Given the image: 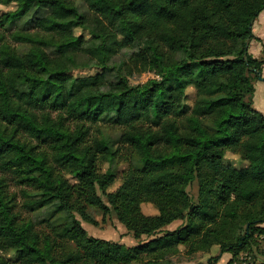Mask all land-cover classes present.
<instances>
[{
    "label": "trees",
    "instance_id": "16d2710c",
    "mask_svg": "<svg viewBox=\"0 0 264 264\" xmlns=\"http://www.w3.org/2000/svg\"><path fill=\"white\" fill-rule=\"evenodd\" d=\"M0 4L15 6L0 15V264H12L4 251L19 264H175L213 246L233 264L263 246L264 113L253 98L264 58L246 40L264 0ZM37 6L51 11L33 29H8ZM147 71L157 76L131 82ZM106 119L122 129L116 149ZM228 152L246 164L226 163ZM6 177L39 221L23 215ZM92 208L104 221L115 212L137 243L89 234L82 220L100 224Z\"/></svg>",
    "mask_w": 264,
    "mask_h": 264
},
{
    "label": "rangeland",
    "instance_id": "374dc122",
    "mask_svg": "<svg viewBox=\"0 0 264 264\" xmlns=\"http://www.w3.org/2000/svg\"><path fill=\"white\" fill-rule=\"evenodd\" d=\"M87 7H82L81 10L83 12H86ZM15 9L14 5H3L0 4V15L3 14L6 11ZM51 11L50 7L48 6H37L33 8L27 16H24L22 18L16 19L14 22L9 24L7 27L10 30H14L16 28H27V29H33L34 25V19L40 16H44L49 14ZM259 30H264V13L260 14V16L256 19L254 26H253V32L257 33ZM76 34H81L86 39H90V34L87 30L78 27L75 29ZM258 49V51H256ZM250 52H253L254 55L260 57V53L262 54V46L257 42V39H255L251 47L249 49ZM259 52V53H257ZM101 70L98 67H79L76 69H73V73L78 76H89L94 75L97 72H100ZM262 74H264V69L262 70ZM156 73L154 71H147L141 74H136L131 76V82L133 84L137 83H143L149 78L156 77ZM252 77H254L252 75ZM255 87V95L253 98V106L258 110H264V81H260L259 79H256L254 81ZM187 98L185 99L184 103L186 106L190 107L193 103V99L195 96V92L192 88H189L187 91ZM100 127L103 133V136L107 139L109 144L113 148H117L120 145V137L122 134V129L116 125L114 122L106 119L100 122ZM226 163H233L237 166H241L243 164H246L245 161H243L237 154L228 152L226 156ZM109 167V164L104 165V170ZM125 167L124 164H119L117 161L113 164L114 169H120ZM2 173L0 172V177H2ZM7 178V182L9 183V187L11 189V192L15 193L17 198V203L19 207L23 211V215H26L28 217H31L34 219V221H39L42 216H36L35 213L28 212L27 209L23 207V204L27 200V197H25V193L23 192L22 188L20 186H17L15 181L12 180L9 177ZM120 184V181L116 182V184L113 186V189L116 188ZM189 191L194 197L195 201L198 200V194H199V187H198V181H194V183L189 187ZM143 211L146 214H155L157 213L156 208L151 203H144L143 204ZM92 215L99 221L100 224L95 225L90 222H87L85 220H82V224L87 229L89 234L97 237H104L107 239L112 240H121L123 239L124 243L127 244H136L137 239L133 237V234L129 232L126 227L118 220L115 212H112L110 215L106 216V221L103 220V213L95 210L94 208L90 209ZM181 224V220L175 221L166 228L173 229ZM38 227L45 228V223H39ZM146 237L143 236L141 239H145ZM255 244L251 247V254L252 261H255V263L264 260V243L262 244ZM8 259L11 261L12 264H19L16 263L17 255L13 251H4L3 253ZM219 261L217 264H229L228 261L230 259V253L224 252L221 253V250L219 246H214L209 252H198L194 255L193 258H188L185 255H179L174 257V263L175 264H210L208 259L210 256H219ZM201 260L205 262H200ZM197 261H199L197 263ZM137 264V263H134Z\"/></svg>",
    "mask_w": 264,
    "mask_h": 264
},
{
    "label": "crops",
    "instance_id": "0c3cea01",
    "mask_svg": "<svg viewBox=\"0 0 264 264\" xmlns=\"http://www.w3.org/2000/svg\"><path fill=\"white\" fill-rule=\"evenodd\" d=\"M264 13V10L260 13V14H263ZM260 14H259V16H260ZM258 16V17H259ZM257 17V18H258ZM256 18V19H257ZM256 19L254 20V22H253V26H254V23H255V21H256ZM253 34H254V37L250 40V43H249V49H250V47H251V44H252V42L255 40V39H257V42L262 46V54L260 53L259 55H260V57L259 56H256V55H254L253 54V52H251L252 54H253V56H255V57H257V58H264V30H259L257 33H255V32H253ZM256 51H258V49H256ZM257 53H259V52H257ZM263 69H264V66H263ZM262 76H264V74H262ZM260 81H264V80H262V79H259ZM255 87H256V85H255ZM259 111H261L262 113H264V110H259ZM121 241L123 242L124 240L123 239H121ZM214 247V246H213ZM211 257V256H210ZM230 259H231V253H230ZM229 259V260H230ZM199 261H197V263H198ZM200 262H205V261H203V260H201ZM206 263V262H205ZM228 263H229V261H228ZM199 264V263H198ZM207 264V263H206Z\"/></svg>",
    "mask_w": 264,
    "mask_h": 264
},
{
    "label": "built area",
    "instance_id": "2783aa9c",
    "mask_svg": "<svg viewBox=\"0 0 264 264\" xmlns=\"http://www.w3.org/2000/svg\"><path fill=\"white\" fill-rule=\"evenodd\" d=\"M233 264H255V263L254 261H252L251 256L247 252H244L233 260Z\"/></svg>",
    "mask_w": 264,
    "mask_h": 264
},
{
    "label": "water",
    "instance_id": "95a60500",
    "mask_svg": "<svg viewBox=\"0 0 264 264\" xmlns=\"http://www.w3.org/2000/svg\"><path fill=\"white\" fill-rule=\"evenodd\" d=\"M253 22H254V21H252V23H253ZM249 43H250V41H249V39H247V40H246V46H247V48L249 47ZM256 73L259 75V79L264 80V76H262L261 71L257 70Z\"/></svg>",
    "mask_w": 264,
    "mask_h": 264
}]
</instances>
